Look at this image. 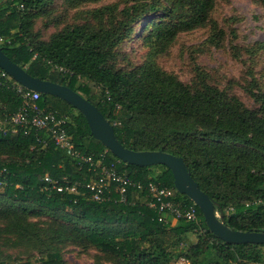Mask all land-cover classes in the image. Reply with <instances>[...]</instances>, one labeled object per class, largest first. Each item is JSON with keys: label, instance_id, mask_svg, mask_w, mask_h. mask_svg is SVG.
<instances>
[{"label": "trees", "instance_id": "obj_1", "mask_svg": "<svg viewBox=\"0 0 264 264\" xmlns=\"http://www.w3.org/2000/svg\"><path fill=\"white\" fill-rule=\"evenodd\" d=\"M100 1L63 0L72 8ZM52 2L0 0L2 52L30 76L80 93L112 125L124 147L181 157L200 189L218 205L215 212L223 211L229 228L264 231V91L259 80L249 73L246 91L257 104L250 110L199 68L189 84L156 61L181 34L209 26L215 39L222 37L211 17L216 0H122L120 8L114 3L89 10L87 18L63 25L43 41L33 24ZM135 37L146 49L143 60L133 61L132 51H124ZM244 51L264 57V42ZM1 73L0 264H21L10 259L9 249L27 258L36 253V264H65L60 249L67 246L93 249L108 264H172L181 258L188 264H264V245L223 242L208 230L196 205L199 225L183 219L159 222L158 213L143 200L145 193L136 189L129 188L126 201L120 202L114 185L102 203L85 190L84 195L45 190L46 175L59 183L85 184L97 174L89 165L79 167L45 134L11 132L5 119L22 101L13 81ZM39 97L40 108L66 120L75 110L55 96ZM64 128L76 151L94 160L105 153L106 163L117 160L91 135L81 113ZM117 170L145 186L152 182L172 189L182 207L193 204L177 192L163 165L120 161ZM190 234L197 235L195 242L189 241Z\"/></svg>", "mask_w": 264, "mask_h": 264}, {"label": "rangeland", "instance_id": "obj_2", "mask_svg": "<svg viewBox=\"0 0 264 264\" xmlns=\"http://www.w3.org/2000/svg\"><path fill=\"white\" fill-rule=\"evenodd\" d=\"M121 2L122 0H102L72 8L63 0H54L49 5L48 12L34 20L33 30L39 39L47 41L49 36L63 25L87 18L89 10L114 3L120 8ZM211 17L217 22L218 28L223 30L222 37L215 39L209 26L181 34L156 61L162 69L189 84L196 77V68H199L210 76L209 81L219 89L238 97L248 109H255L257 104L246 89L249 88L251 80L249 73L253 72L264 91V57L261 52L258 53V58L249 55L244 48L256 42H264V0H216ZM142 24L137 26L138 33ZM124 51H132L133 61L143 60L146 53V49L140 47L138 37L130 41ZM77 113V110L72 111L67 120L74 122ZM154 172H159L158 168ZM143 200L145 201L144 196ZM196 238V234L189 235L190 242H195ZM60 250L65 264H108L107 261L100 262L93 249L67 246ZM7 254L12 261L21 264L27 263V260L30 264L39 261L36 253L27 258L22 251L9 249ZM172 264L188 262L181 258Z\"/></svg>", "mask_w": 264, "mask_h": 264}, {"label": "built area", "instance_id": "obj_3", "mask_svg": "<svg viewBox=\"0 0 264 264\" xmlns=\"http://www.w3.org/2000/svg\"><path fill=\"white\" fill-rule=\"evenodd\" d=\"M1 76L13 80L2 71ZM16 87L17 93L22 101L21 106L16 112L5 119L10 124L11 132L15 133L22 129L24 134L34 131L37 135L45 134L54 146L64 150L68 155L77 160L79 167L89 165V171L97 174L96 178L91 179L85 184L81 182L59 183L52 180L48 175L44 176V181L48 183L45 190L55 189L57 192H68L75 195H84L85 190L88 192L91 200L102 203L109 198L111 187L115 185V191L119 195L120 202L127 199L128 189H136L145 193V204L147 207L158 213L159 222H167L171 219H183L199 225V217L195 204L182 207L178 200L175 199V193L172 189L160 187L158 184L148 183L147 186L140 182H134L130 179L127 171L119 172L117 166L119 160L106 163V154L103 153L95 159L91 156H85L73 148L71 137L64 128L66 119L58 117L51 111L40 108L37 104L39 92L31 91L23 86L12 82ZM39 138V139H38ZM38 141L41 139L38 137ZM43 142H46L44 139Z\"/></svg>", "mask_w": 264, "mask_h": 264}, {"label": "water", "instance_id": "obj_4", "mask_svg": "<svg viewBox=\"0 0 264 264\" xmlns=\"http://www.w3.org/2000/svg\"><path fill=\"white\" fill-rule=\"evenodd\" d=\"M0 69L24 88L42 94L55 96L69 103L85 118L91 135L98 140L119 161L138 167L163 165L173 176V186L188 197L200 210L208 230L228 244L264 245V231H240L225 224L222 210L215 212V203L204 193L191 177L181 157L163 151H134L124 147L115 137L112 125L98 108L80 93L67 86L30 76L23 68L12 62L0 48Z\"/></svg>", "mask_w": 264, "mask_h": 264}]
</instances>
